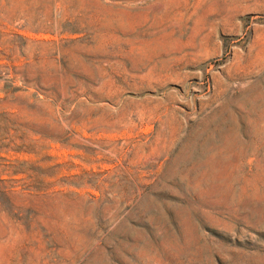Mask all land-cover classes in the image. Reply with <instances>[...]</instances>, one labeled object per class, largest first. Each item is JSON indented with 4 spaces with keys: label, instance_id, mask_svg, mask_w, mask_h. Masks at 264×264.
<instances>
[{
    "label": "rangeland",
    "instance_id": "374dc122",
    "mask_svg": "<svg viewBox=\"0 0 264 264\" xmlns=\"http://www.w3.org/2000/svg\"><path fill=\"white\" fill-rule=\"evenodd\" d=\"M0 264H264V0H0Z\"/></svg>",
    "mask_w": 264,
    "mask_h": 264
}]
</instances>
